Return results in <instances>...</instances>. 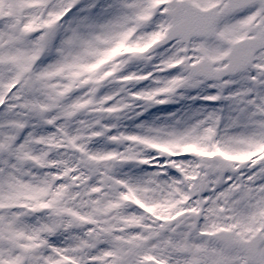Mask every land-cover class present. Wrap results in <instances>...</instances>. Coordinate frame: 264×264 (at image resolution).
Wrapping results in <instances>:
<instances>
[{
  "label": "snow or ice",
  "instance_id": "snow-or-ice-1",
  "mask_svg": "<svg viewBox=\"0 0 264 264\" xmlns=\"http://www.w3.org/2000/svg\"><path fill=\"white\" fill-rule=\"evenodd\" d=\"M0 264H264V0H0Z\"/></svg>",
  "mask_w": 264,
  "mask_h": 264
}]
</instances>
